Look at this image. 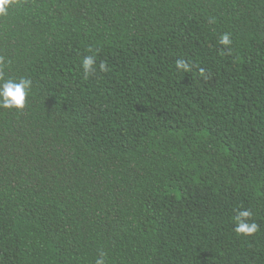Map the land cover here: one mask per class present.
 Returning a JSON list of instances; mask_svg holds the SVG:
<instances>
[{"label":"trees","instance_id":"1","mask_svg":"<svg viewBox=\"0 0 264 264\" xmlns=\"http://www.w3.org/2000/svg\"><path fill=\"white\" fill-rule=\"evenodd\" d=\"M0 77V264H264V0H12Z\"/></svg>","mask_w":264,"mask_h":264},{"label":"clouds","instance_id":"2","mask_svg":"<svg viewBox=\"0 0 264 264\" xmlns=\"http://www.w3.org/2000/svg\"><path fill=\"white\" fill-rule=\"evenodd\" d=\"M11 2L12 0H0V15H5L7 13V8ZM218 43L227 48L232 43L230 34L223 33ZM95 63V58L92 55H86L83 58L81 66L85 78L95 71ZM175 64L179 71L185 73L192 71V65L187 60L179 59ZM99 67L100 71L108 70L106 63L102 62ZM199 71L201 75L204 74L203 68L199 69ZM31 87L32 80L27 77H20L18 80H13L11 78L5 80L0 77V108L23 110L26 106V100L30 94ZM252 217L253 212L251 209H237L233 231L241 236H251L257 233L259 225L252 220ZM95 264H106V254L102 252L96 259Z\"/></svg>","mask_w":264,"mask_h":264}]
</instances>
